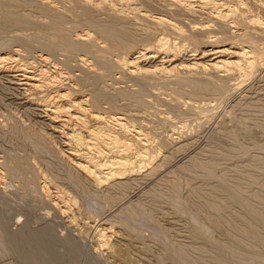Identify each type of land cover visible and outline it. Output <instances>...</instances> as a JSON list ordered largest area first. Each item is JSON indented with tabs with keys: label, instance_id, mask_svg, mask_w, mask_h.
Here are the masks:
<instances>
[{
	"label": "rangeland",
	"instance_id": "obj_1",
	"mask_svg": "<svg viewBox=\"0 0 264 264\" xmlns=\"http://www.w3.org/2000/svg\"><path fill=\"white\" fill-rule=\"evenodd\" d=\"M60 1H66L64 3L70 5L67 0ZM60 1L33 0L32 2V0H0V52L20 51L17 52L22 54L19 59H21V61L33 62L32 64L34 65L32 66L35 67L34 70L42 68L51 72L52 67L56 65L62 70L61 72L65 74L68 73L67 75L70 74V76H68L70 78L64 80L63 83L65 84H67V82L72 83L79 78L80 80L83 78L86 79L87 77L95 79L97 83L88 86L89 88L85 87L84 90L88 88L87 93H89L91 92L90 90L94 89V92L102 94L103 96L107 95L111 100L113 99V103H115L118 108L121 106L119 109L122 110H117L118 112L125 114L130 113L133 118L136 116L135 118L137 120L134 118L136 120L133 122L134 125H141L143 130L145 128V131L148 133L151 131L154 133L151 132L154 139H156L154 145L158 143L156 144L157 147L156 145L155 147L158 148L157 154H159L153 160V164L151 163V165L141 170L142 173L138 172L135 173L136 175L133 174V176L130 175L123 178L125 182L121 181V185L115 183V181L112 182L113 185L111 182H107L106 184H110L109 186L104 184L105 186L103 187H101L102 185H98L99 187H97V185L90 182V179L76 172V170L69 165L68 159L64 156H60L57 152L58 150L60 151L63 146L62 139L64 141V137L60 133L59 127H57L59 123H52L51 119L49 120L50 116L46 110H44L46 102H41V105L40 103L36 104L32 100L30 101L32 96L31 93L35 91L33 89L25 90V87L27 88L28 86L20 84V82H22L18 80L22 78L20 75L21 73H19L20 71H0V161L3 162L4 160L9 162L11 160L16 169V174L13 177H10V174L6 176V172L0 169L2 173L4 172L3 179L0 178V264H177L176 259L173 257L174 252L183 253L193 264H223V259L226 262H230L228 264H264V55L261 58L262 61L256 60L257 62L255 61L253 65L251 64L252 67L249 65L246 67V70L245 68L242 70V73L244 71L243 75H245L243 77H246L245 79L236 77L238 76L236 75V71L235 74L234 71L224 72L223 70H217V72H215L212 70L213 72L210 71V74L213 73L212 77L213 75L215 76L212 78L210 74H205L207 71L205 73L202 71L204 73L203 75L202 72L198 70V72L184 70L182 65H189L192 61L196 62L195 59L199 57V52L196 56H192L191 52L186 51L182 53V57L180 56V58L175 61L176 63L174 62L175 64L178 62L180 63L182 58V65L180 64L176 68L180 67L179 70H181V68L183 69L181 72L178 70L179 73L177 69L175 71L176 74L178 73V76L173 77L175 76L173 75L172 77H168V79H159V76L158 78H156V76L147 77L144 78L146 82L143 80L140 82V80L131 79L132 77H128L129 75L120 74L114 62L116 60H113V58H117V55H121L122 50L124 52V49L127 47L129 48V46L134 47L137 51L141 50L142 43L153 41L155 38L151 37V39H149L150 36L147 34L150 32L148 31H152L150 33L151 36H155L156 33H154V31L156 32L157 29H160V26H154L150 23L151 21L149 19L159 17V15H164L165 18L169 17L170 20H173H171L173 23L178 22V25H175L181 29L184 27L183 30H185V33H191L194 36L196 35L197 38L207 40L208 37H212L213 35L219 37L224 36V34L234 36L235 33L239 34V32L241 33L247 30L244 25L232 27L230 25L231 23L227 22V20L221 22L222 20L220 17H217L219 15L214 9L225 12L229 8L235 7L241 10L245 7L244 14H246V10L248 11V16L246 15V17L257 16L256 18L259 24L257 23L258 25L256 24L257 26L255 27L257 30L261 29L262 31L264 29V7L262 8L260 5L264 0H216L220 5L217 4L218 7L213 9L208 8V6L202 9L197 6L198 2H191L195 10H200V13L196 11L197 14H195L196 12L190 11L187 14V11L185 12V10H187L185 6L180 5L184 8L179 5L177 6V3L174 4L172 0H165L166 2L164 0H105L106 2L104 4L100 3L101 0H93L92 2H85L83 0L85 2V6L83 7L80 6L84 5V2L81 3V0H77V5L76 1L72 0V5L70 6L63 5V2L61 3ZM114 1H116V3ZM168 1H170V3H168ZM87 3H89L88 6L86 5ZM98 3H100V5H98ZM221 3H223V5H221ZM110 4H112V7ZM103 5L108 6V8ZM113 5L115 6L113 7ZM71 6H74V8L77 6V9L73 10ZM116 6L120 8L118 9ZM85 7H88V10H86L87 8ZM60 8L62 10H59ZM112 8H115L114 10L118 9V11H116V13L112 12L114 11ZM169 8L170 10H168ZM80 9H83V11L81 12ZM107 9L108 11H106ZM94 11L96 14H94ZM119 11L122 17L118 16L120 14L116 15ZM213 11L215 13H213ZM122 12L125 13L122 14ZM139 12L143 15L138 14ZM114 13L115 15H110ZM91 14L94 16L92 15V17H90ZM136 15L140 18L138 19L135 17ZM211 16L219 18L218 20L220 21L214 18L212 19ZM106 17L107 19H105ZM253 17H250V19ZM145 18L146 20H144ZM112 19L114 20L112 21ZM105 20L107 23L104 22ZM146 21H148V23ZM91 24L93 28H91ZM123 24L126 26H123ZM102 25H104V27H102ZM111 26L113 28L111 29L114 31L110 29ZM98 27L99 29H96ZM154 27H156V29ZM255 27H252L254 31H256ZM89 28L91 33H98V35H96L100 40L97 39V47L93 48L95 50L97 49L96 51L100 49L101 51L103 50L102 52L98 51L97 54L101 55V57L97 59L98 62H100L99 64L97 60H95L97 57H86L82 54L85 53L83 52V49L86 48L84 46L89 42L83 43L78 37H74L77 33H81L84 30L86 31V29L88 30ZM106 28L110 29V32L114 36L107 37L108 40L106 39L105 41L103 35H105L104 32H106ZM53 29H55V32L58 31L61 35L65 34V37H60L61 39L58 38L59 40L57 43L53 37L55 34ZM259 30L256 32L257 34L251 32V34L254 33L258 36V41L260 38L259 35L261 34ZM114 32L118 35L115 36ZM119 32L121 33L119 34ZM157 32L161 33L159 31ZM262 32H264V30ZM102 33L104 34L102 35ZM17 35L19 38H25L18 39ZM49 35H52V38L51 36L48 37ZM118 36L120 37L117 38ZM74 38L77 41H75ZM261 38L260 43L264 44L262 41L264 35H262ZM25 39L27 41H25ZM29 39L31 40L29 44L32 42L35 43H32V45L34 44L35 46L33 45V48L30 49L27 47ZM145 39L147 42H145ZM209 39L211 38H208V40ZM78 40L81 43L78 42ZM63 41L65 42L62 43ZM37 42L42 43V45L44 44V47L48 44H54L53 50L56 51H54L55 53L52 51V54H55L52 55L54 58L51 56L50 60L47 62L43 60L40 55H43L46 49H42L41 47L43 46L41 45L40 47V44ZM103 43L110 45L104 46ZM115 43L118 46L115 45ZM98 44L102 45V47ZM88 46L90 45L88 44ZM34 47H37L38 51ZM81 57H83L82 62L85 64H82L80 60L82 59ZM157 57L158 59L155 58L157 61L153 60V63H157L163 55ZM167 58L164 57L161 59L165 60ZM60 59L62 61H60ZM54 60L56 63L58 62V64H54ZM77 63L79 64L77 65ZM174 63L170 65L173 66ZM95 64L98 65L93 66ZM10 65L15 64L11 63ZM166 65L167 63L164 66ZM88 67L91 68L86 70ZM95 67H97V70L94 69ZM98 68L100 73L98 72ZM168 68H170V66ZM94 71L98 74L96 73L97 75H93ZM175 72L172 73L175 74ZM101 73H104L106 77ZM229 73H231V75ZM75 75L78 78H76ZM179 75H181V77ZM177 77H180L179 80L182 81H179ZM155 79H159V81H155ZM170 80L173 83H171ZM16 82H18V84ZM158 82H160V84H158ZM161 85L167 86L164 87ZM230 88L231 90L234 89V91L230 90L231 93L228 92ZM87 90L83 93L87 94ZM50 91L51 90H48L47 92L49 93ZM44 93L40 91L38 95H43ZM109 94H113V96ZM105 99L106 98L102 99L104 101H102V103L105 105L102 104V107H106V100L108 99ZM123 104L125 107H123ZM107 107L109 106L107 105ZM205 107L206 109L204 110ZM105 110L107 111V109ZM109 111L115 110L112 109ZM203 114L207 116L204 117ZM49 123L51 124L49 125ZM171 124L174 125L171 126ZM182 124H186L188 127L184 132L185 134L180 132V126H182ZM23 128L30 131H22L24 130ZM32 130L36 131V133L45 134L44 139L40 140L42 143H40L39 140L37 141L38 138H33V134L30 133ZM178 132L181 133H179L180 136L177 134ZM27 133L30 134L27 135ZM49 137L52 138L50 139ZM29 140H32V142ZM35 140L37 143H35ZM205 165L207 168H205ZM153 167L157 169H152ZM75 175H77V177ZM1 180H3V182ZM43 181L52 183L49 185H52L55 189L49 186L50 190H57L61 192L60 194L64 192L69 196L62 194L64 195L63 199L69 198L71 202H60V205L64 204L68 206L66 213L56 208L53 204L56 201L53 200V196L45 195L46 192L44 193L41 187ZM58 188L60 189L58 190ZM50 194L53 195L52 193ZM48 197L49 199L47 200ZM72 200L73 204L69 206L67 203H72ZM73 205H75V207ZM216 206L217 209H215ZM132 209H134V211ZM69 210H72L76 214ZM119 210L123 213L122 215ZM125 212L128 214L126 215ZM70 214L72 217L74 215L76 216H74L75 219L77 218L76 221H74V217L72 218ZM123 217H128L129 219L126 218V221ZM193 217L196 218V220H193L199 222V224L191 220ZM69 218L72 221H70ZM134 219L138 223L134 221ZM129 220L133 222V224ZM126 222L129 227L131 224L135 226L136 230L128 228ZM201 223L202 225H200ZM100 225L106 227L112 225L110 229H112V233L115 232L116 235L111 233L109 242L111 248L113 244L116 247H113L114 251H112L113 248L110 249L108 247H106L107 249L104 247L102 249L98 244L96 230ZM201 226L202 228H200ZM203 227L209 229L208 233L207 229L205 230ZM8 239H11V241L14 240V243L10 241L13 244L9 245L7 243ZM112 241L114 242L113 244ZM103 250H109L110 252H103ZM231 251L232 253H236L237 260L231 258ZM240 255L241 258L239 257ZM245 257H249V260H246Z\"/></svg>",
	"mask_w": 264,
	"mask_h": 264
},
{
	"label": "bare ground",
	"instance_id": "obj_2",
	"mask_svg": "<svg viewBox=\"0 0 264 264\" xmlns=\"http://www.w3.org/2000/svg\"><path fill=\"white\" fill-rule=\"evenodd\" d=\"M60 1V0H59ZM72 0H67L68 3H70V5H72L71 3ZM76 1V5H77V0ZM85 2H92L93 0H84ZM83 0H81V3L84 2ZM112 1V0H111ZM123 1V0H122ZM125 1H128V0H125ZM124 1V2H125ZM130 1V0H129ZM160 1V0H159ZM165 1V0H164ZM167 1V0H166ZM165 1V2H166ZM174 1V4L177 3V6L179 5H183L187 8V10H185V12L187 11V14L188 12H196L198 11V9L195 10L194 8V5L193 3L195 2H198V7L200 8H206L208 6V8L210 9H213V8H217L218 5H220L219 2H217L216 0H172V2ZM238 1V0H237ZM33 2V0H32ZM61 2V1H60ZM63 2V1H62ZM61 2V3H62ZM66 2V1H64ZM62 3L63 5H66L65 3ZM79 2V1H78ZM85 2L83 3L84 5H79L80 6H85ZM97 2V1H96ZM99 2V1H98ZM106 1L105 0H101L100 3L104 4ZM116 3V1H114ZM139 2V1H138ZM193 2V3H191ZM240 2V1H239ZM53 3V2H52ZM57 3V2H56ZM100 3H98V5H100ZM120 3H123V2H120ZM155 3V2H154ZM168 3H170V1H168ZM229 3V2H228ZM243 3V2H242ZM241 3V4H242ZM253 3V2H252ZM257 3V2H256ZM255 3V4H256ZM55 4V3H54ZM61 4V5H62ZM89 3H87L86 5L88 6ZM142 4V3H141ZM144 4V3H143ZM218 4V5H217ZM238 4V3H237ZM258 4V3H257ZM50 5V4H49ZM70 5H66V6H70ZM73 5H74V2H73ZM97 5V4H96ZM97 5V6H98ZM111 7H112V4H110ZM119 5V4H118ZM122 5V4H121ZM130 5V4H129ZM170 5V4H169ZM172 5V4H171ZM221 5H223V3H221ZM225 5V4H224ZM229 5V4H228ZM239 5V4H238ZM262 5V6H261ZM260 7H264V1L261 3ZM75 6V5H74ZM74 6H71L73 8V10L77 9V6L74 8ZM93 6V5H92ZM103 6H106V5H103ZM115 5H113L114 7ZM133 6V5H132ZM183 6H180V7H183ZM232 6V5H231ZM252 6V5H251ZM70 7V8H71ZM80 7V8H82ZM102 7V5H101ZM117 7V6H116ZM124 7V6H123ZM129 7V6H128ZM140 7V6H139ZM143 7V6H142ZM169 7V6H168ZM237 7V6H236ZM239 7V6H238ZM242 7V6H241ZM64 8V7H63ZM67 8V7H66ZM69 8V9H70ZM87 8L86 10H88V7H85ZM91 8H94V7H91ZM90 8V9H91ZM106 8H108V6H106ZM118 8V7H117ZM120 8V7H119ZM118 8V9H119ZM132 8V7H131ZM134 8V7H133ZM149 8V6H148ZM167 8V6H166ZM184 8V7H183ZM222 8V6H221ZM228 8V7H227ZM226 8V9H227ZM245 8V7H244ZM244 8L243 9H238V8H229V9H225L226 11L224 12H221V11H217L218 9H214L216 10V13H218L219 16L217 17H220V19L222 20L221 22L226 21L231 23L230 25L232 27H236V26H239V25H244V27L247 28V30H244V32H239L238 33H235L234 36H230V35H227V34H224V36H217V35H213L212 37H208V38H211L208 40L207 36V40L205 39H200V38H197V36L189 33H185V30L184 27L183 29L177 27V23H173L171 22V20L168 18H165V16L163 17L162 15L159 17H153L152 19H149L150 23L153 24L154 26L155 25H159L160 26V29H157V31L161 32V33H158L157 31L154 33L155 36H151V32L152 31H148L146 33H148L147 35L150 36L149 39H151V37H154L155 39L153 41H148L147 40L145 42L147 43H142V47H141V50H135L134 47H130L129 48L125 47L126 49H124V52L123 50L121 51V55H117V58H113V60H116L114 61L115 64H116V67L117 69L119 70V73L120 74H126V75H129L128 77H132L131 79H135L137 81L140 80V82L143 80L145 81L144 78H147V77H154L156 76V78H158L159 76V79L160 78H167L168 77H176L178 76L177 74L179 72H181V70L184 68V70H188V71H203L204 73L207 71V73H205L206 75H209L210 74V71H215L217 72V70H223L224 72H233L238 75L236 77L238 78H244L243 76V73H242V70L245 68V70L247 69L246 67H248L249 65L251 66V64L253 65L254 62L257 60V61H262V56L264 55L263 52H264V44L263 43H260L261 39V36L264 35V32L261 31V29L259 31V33H261L259 36V41H258V36L255 35L257 34L256 32H258L257 28L255 26H257L259 23H258V20H257V16L253 17V16H250V17H253L250 19L246 17V15L248 16V11L246 10V14H244ZM261 8V9H262ZM52 9V8H51ZM65 9V8H64ZM68 9V8H67ZM84 9V8H83ZM83 9L80 11L82 12ZM110 9V8H109ZM113 10L115 8H112ZM117 10H114L112 12H115L118 11ZM125 9V8H124ZM130 9V7H129ZM141 9V8H140ZM147 9V8H146ZM153 9V8H152ZM176 9V8H175ZM182 9V8H181ZM220 9V8H219ZM247 9V8H246ZM257 9V8H256ZM59 10H62L61 8ZM72 10V11H73ZM95 10V9H94ZM101 10V9H100ZM99 10V11H100ZM170 10V8L168 9ZM180 10V9H179ZM243 10V11H242ZM66 11V9H65ZM79 11V10H78ZM93 11V10H92ZM103 11V9H102ZM108 11V9L106 10ZM128 11V10H127ZM126 11V12H127ZM130 11V10H129ZM132 11V10H131ZM141 11V10H140ZM150 11V10H149ZM200 11V10H199ZM198 11V13H200ZM256 11V10H255ZM68 12V10H67ZM70 12H71V9H70ZM74 12V11H73ZM85 12V10H84ZM135 12V11H134ZM137 12V11H136ZM143 12V11H142ZM148 12V11H147ZM168 12V11H167ZM177 12V11H176ZM62 13V12H61ZM66 13V12H64ZM88 13V11H87ZM90 13V12H89ZM93 13V12H92ZM103 13V12H101ZM109 13V12H108ZM111 13V11H110ZM114 14H110V15H115ZM125 13V12H122V14ZM169 13V12H168ZM204 13V12H202ZM210 13H211V10H210ZM213 13H215L213 11ZM250 13V11H249ZM262 13V12H261ZM73 14V13H72ZM76 14V13H75ZM94 14H96V12L94 11ZM107 14V13H105ZM120 14V11L116 14L118 15ZM130 14V13H129ZM138 14H141L140 12ZM165 14V13H164ZM167 14V13H166ZM184 14V12H183ZM197 14V12L195 13ZM205 14V13H204ZM208 14V13H206ZM45 15V14H44ZM43 15V16H44ZM84 15V14H83ZM87 15V14H86ZM93 14H91L90 17H92ZM128 15V14H127ZM126 15V16H127ZM143 15V14H141ZM148 15V14H147ZM169 15V14H168ZM201 15V14H200ZM216 15V14H215ZM250 15V14H249ZM254 15V14H253ZM48 16V15H46ZM85 16V15H84ZM94 16V15H93ZM101 16V15H100ZM120 17H122V15H118ZM116 16V17H118ZM125 16V17H126ZM167 16V15H166ZM182 16V15H181ZM210 16V15H208ZM260 16V15H259ZM56 17V16H55ZM58 17V16H57ZM130 17V16H129ZM128 17V18H129ZM132 17V16H131ZM134 17V16H133ZM137 17V15L135 16ZM134 17V18H135ZM144 17H145V14H144ZM143 17V18H144ZM172 17V16H171ZM196 17V16H195ZM204 17V16H202ZM201 17V18H202ZM45 18V17H44ZM67 18V17H66ZM95 18V17H94ZM97 18V17H96ZM104 18V17H103ZM110 18V17H108ZM138 19L140 17H137ZM147 18V17H146ZM146 18L144 20H146ZM198 18V17H197ZM211 18L213 19L214 16H211ZM47 19V18H46ZM50 19V18H49ZM54 19V18H53ZM89 19V18H88ZM93 19V18H92ZM102 19V18H100ZM107 19V17L105 18ZM117 19V18H116ZM124 19V18H123ZM174 19V18H173ZM182 19V18H181ZM216 19L217 21H220L218 20L219 18H214ZM259 19V18H258ZM62 20V19H61ZM85 20V18H84ZM83 20V21H84ZM96 20V19H94ZM114 19H112L113 21ZM125 20V19H124ZM148 20V19H147ZM175 20V19H174ZM191 20V19H190ZM230 20V21H229ZM38 21V20H37ZM48 21V20H47ZM56 21V20H55ZM54 21V22H55ZM90 21V20H88ZM87 21V22H88ZM92 21V20H91ZM109 21V20H108ZM111 21V20H110ZM131 21V20H130ZM133 21V20H132ZM143 21V20H141ZM173 21V20H172ZM192 21V20H191ZM190 21V22H191ZM207 21V20H206ZM260 21V20H259ZM102 22V21H100ZM106 22V20L104 21ZM148 23V21H146ZM183 22V21H182ZM193 22V21H192ZM209 22V21H208ZM48 23V22H47ZM89 23V22H88ZM95 23V22H94ZM97 23V22H96ZM107 23V22H106ZM110 23V22H109ZM112 23V22H111ZM116 23V22H115ZM113 23V24H115ZM136 23V22H135ZM198 23V22H197ZM213 23V22H212ZM258 23V24H257ZM39 24V23H38ZM54 24V23H53ZM99 24V23H98ZM177 24V25H175ZM185 24V23H184ZM225 24V23H224ZM257 24V25H256ZM261 24V22H260ZM25 25V24H24ZM76 25V24H75ZM78 25V24H77ZM89 25V24H88ZM96 25V24H95ZM142 25V24H141ZM144 25V24H143ZM148 25V24H147ZM227 25V24H226ZM250 25V26H249ZM57 26V25H55ZM90 26H92L91 28H93V25L91 24ZM114 26V25H113ZM117 26V25H116ZM123 26H126L123 24ZM131 26V25H130ZM145 26V25H144ZM68 27V26H67ZM102 27H104V25H102ZM101 27V28H102ZM139 27V26H138ZM141 27V26H140ZM143 27V26H142ZM149 27V26H148ZM181 27V26H180ZM223 27V26H222ZM252 27H255V30L252 28ZM261 27V26H260ZM33 28V27H32ZM112 28V26L110 27V29ZM116 28V27H115ZM156 29V27H154ZM154 28H151V29H154ZM219 28V27H218ZM83 29V27H82ZM96 29H99L96 28ZM104 29V28H102ZM100 29V30H102ZM110 29H107L106 28V32H103L105 33V35H103L104 33H102V35L104 36L105 38V41L106 39L108 40L107 37L109 36H114L111 32H110ZM113 29V28H112ZM111 29V30H112ZM119 29V28H118ZM124 29V28H123ZM143 29V28H142ZM148 29V28H147ZM205 29V28H204ZM31 30V29H30ZM54 33L57 34L53 35L54 39L56 40V43L57 41L59 40L58 38H63V36L65 35H61L58 33V31L55 32V29H53ZM93 30V29H92ZM117 30V29H115ZM128 30V29H127ZM135 30V29H134ZM141 30V29H140ZM145 30V29H144ZM217 30V29H216ZM224 30V29H222ZM66 31V30H65ZM83 31V30H82ZM95 31V30H94ZM92 31V32H94ZM97 31V30H96ZM99 31V30H98ZM114 31V30H112ZM118 31V30H117ZM191 31V30H190ZM210 31V30H209ZM215 31V30H214ZM226 31V30H225ZM31 32V31H30ZM47 32V31H46ZM52 32V31H50ZM122 32V31H121ZM119 32V34L121 33ZM125 32V31H124ZM233 32V31H232ZM251 32H255L251 34ZM16 33V32H15ZM18 33V32H17ZM37 33V32H36ZM96 33V32H95ZM101 33V31H100ZM116 32H114L115 34ZM158 33V34H157ZM205 33V31H204ZM224 33V32H223ZM227 33V32H226ZM234 33V32H233ZM32 34V33H31ZM44 34V33H42ZM53 34V33H52ZM63 34V33H62ZM68 34V33H67ZM73 34V33H72ZM98 35V33H96ZM94 34V33H91L90 31V28L86 31L84 30L83 32L81 33H77L74 37H78V39L80 41H83V43H87L89 42L88 44L90 46L85 45L84 48L82 51L85 52V53H82L84 56H91L92 58L93 57H97L95 58V60H97L98 58L101 57V55H97L98 54V51L99 52H102L101 49L96 51L94 48H96V41L98 39L97 35ZM143 34V33H142ZM153 34V33H152ZM203 34V33H202ZM207 34V33H206ZM228 34H231V33H228ZM19 35V34H18ZM17 35V36H18ZM38 35V34H37ZM69 35V34H68ZM118 34H115V36H117ZM122 35V34H121ZM126 35V34H125ZM140 35V34H139ZM205 35V34H204ZM212 35V34H211ZM221 35V34H220ZM223 35V34H222ZM23 36V35H22ZM29 36V35H28ZM52 38V35H49L48 37ZM148 36V37H149ZM33 37V36H32ZM40 37V35H39ZM44 37V35H43ZM65 37V36H64ZM120 36H118L117 38H119ZM204 37V36H203ZM17 38V37H16ZM25 37H21L19 38L18 36V39H24ZM50 38V39H51ZM60 38V39H61ZM73 38V37H72ZM101 38V37H100ZM115 38V37H114ZM115 38V39H117ZM124 38V37H123ZM205 38V37H204ZM28 39V38H26ZM25 39V41H27ZM31 39V38H30ZM28 40V48H33V45L35 44L34 43L32 45L29 44L31 42V40ZM43 39V38H42ZM40 39V40H42ZM53 39V40H54ZM65 39V38H64ZM77 39V38H76ZM113 39V38H111ZM114 39V40H115ZM122 39V38H121ZM223 39V40H222ZM69 40V39H68ZM73 40V39H72ZM75 40V38H74ZM73 40V41H74ZM78 40V42H80ZM99 40V39H98ZM103 40V39H102ZM113 40V41H114ZM119 40V39H118ZM36 41V40H35ZM46 41V40H45ZM52 41V40H51ZM71 41V40H70ZM77 41V40H75ZM100 41V40H99ZM103 41V42H105ZM112 41V42H113ZM121 41V40H120ZM123 41V40H122ZM264 42V39L262 40ZM55 42V41H54ZM61 42V41H60ZM65 41H63L62 43H64ZM77 42V43H78ZM102 42V41H101ZM138 42V41H137ZM225 42V43H224ZM227 42V43H226ZM27 43V42H26ZM40 44V47L42 45V43L40 42H37ZM49 43V42H47ZM61 43V44H62ZM81 43V42H80ZM131 43V42H130ZM59 44V43H58ZM68 44V43H67ZM71 44V43H70ZM79 44V43H78ZM104 44V43H103ZM109 44V43H108ZM113 44V43H112ZM44 45V44H43ZM42 45V46H43ZM51 44H48L46 45V47H41L42 49H46L44 50L45 52L43 53V55L41 54L40 56L42 57L43 60H45L46 62L50 60V57L52 55H55V54H52V51L54 52L55 50H53V47H54V44L51 45ZM63 45V44H62ZM83 45V44H82ZM99 46L102 47V45L98 44ZM107 45V44H104V46ZM110 45V44H109ZM107 45V46H109ZM115 45H117L115 43ZM114 45V46H115ZM126 45V44H125ZM130 45V44H129ZM132 45V44H131ZM136 45V44H134ZM35 46V45H34ZM68 46V45H67ZM71 46V45H70ZM88 46V47H87ZM98 46V47H99ZM103 46V47H104ZM106 46V47H107ZM118 46V45H117ZM7 47V46H6ZM56 47V46H55ZM78 47H82V46H78ZM94 47V48H93ZM99 47V48H101ZM136 47V46H135ZM36 48L37 50V47H34ZM39 48V49H41ZM74 48V46H73ZM105 48V47H104ZM103 48V49H104ZM112 48V47H111ZM114 48V47H113ZM116 48V46H115ZM57 49V48H56ZM59 49V47H58ZM72 49V48H71ZM78 49V48H77ZM110 49V48H109ZM119 49V48H118ZM117 49V50H118ZM17 50V48H16ZM81 50V49H80ZM105 50V49H104ZM111 50V49H110ZM22 51V50H21ZM30 51V50H29ZM38 51V50H37ZM43 51V50H42ZM61 51V50H60ZM97 53H96V52ZM106 51V50H105ZM112 51V50H111ZM110 51V52H111ZM186 51L188 52H191V55L192 56H196L197 53L199 52V57H197L196 62L190 61L191 64L189 65H182L181 63H183L181 60H180V63L178 62L177 64H175L178 60V58H180V56L182 55V53H185ZM17 52H20V51H17ZM16 51L15 52H0V71H3V72H7L8 70H13V71H20L19 73H21L20 75L22 76V78L18 79L22 82H20V84L24 85V86H28L27 88L25 87V90H30V89H33L35 92L34 93H31V98H30V101L32 100L33 102H35L36 104L40 103L41 102H46V105H45V109L43 107L44 110H46V112L48 113V115L50 116L49 120L51 119V122L52 123H59V125L57 127H59L58 129H60V133L63 135L64 137V141L62 139V148L60 149V151L58 150L57 152L59 153L60 156H64L66 159H68V163L69 165H71L75 170L76 172H78L79 174H81L82 176H84L85 178L87 177V179H90L91 183H93L94 185H97V187H99L100 185H102L101 187L105 186L104 184H106L107 182H115V183H119L121 185V181H124L123 178H125L126 176H130L135 173H138V172H141V170L144 168V167H147L149 165H151V163L153 162V160L156 158V156L159 154H157V145L158 143H156V147L154 145L155 143V140L154 137L152 136L151 132H147L145 131V128L143 130V128L141 127V125L139 126H136L134 125V121H136L137 119L135 118V114H134V119L133 116H131V114H125V113H122V112H118L119 110H122V109H119L121 108V104L118 105L120 106L119 108L115 105V103H113V99L111 100L107 95L106 96H103L102 94H99L97 92H94L93 90H90L91 92L87 93L88 92V86H92L93 84L97 83V81L93 78H90V77H87L86 79H82L80 80L77 79V80H74L72 83L70 82H67V84L63 83L65 79H69L70 77V74L67 75L68 73H64V72H61L62 70H60L56 65L52 67V71H48L46 69H37V70H34L35 67L32 66L34 64H32L33 62H28V61H21V56L22 54H19L17 53ZM56 52V51H55ZM54 52V53H55ZM65 52V51H64ZM77 52V51H76ZM107 53H109L108 51H106ZM123 52V53H122ZM60 53V52H59ZM73 53V52H72ZM57 54V53H56ZM67 54V53H66ZM79 54V53H78ZM102 54V53H100ZM74 55V54H73ZM104 55V53H103ZM163 55V57L161 58H167L165 60L161 59L157 62V63H153V60L158 59L157 56H161ZM34 56V55H33ZM59 56V55H58ZM68 56V55H67ZM76 56V55H75ZM74 56V57H75ZM82 56V55H81ZM112 56V55H111ZM116 56V55H115ZM183 56V55H182ZM181 56V57H182ZM189 56V55H188ZM39 57V56H38ZM71 57V56H70ZM105 57V55H104ZM35 58V57H34ZM52 58H54V56H52ZM56 58V56H55ZM59 58V57H58ZM82 59L81 62L83 61V57H81ZM103 58V57H102ZM196 58V57H195ZM62 59V58H61ZM60 59V61H62ZM71 59V58H70ZM79 59V58H78ZM77 59V60H78ZM9 60V61H8ZM24 60V59H23ZM74 60V59H73ZM94 60V59H93ZM105 60V59H104ZM103 60V61H104ZM110 60V59H109ZM184 60V59H183ZM193 60V58H192ZM76 61V60H75ZM87 61V60H86ZM85 61V62H86ZM157 61V60H155ZM154 61V62H155ZM256 61V62H257ZM45 62V63H46ZM51 62V61H50ZM49 62V64H50ZM55 62V60H54ZM77 62V61H76ZM80 62V61H79ZM80 62V64H81ZM98 62V60H97ZM96 62V63H97ZM147 62V63H146ZM160 62V63H159ZM175 62V63H174ZM188 62V61H187ZM11 63L15 64V65H10ZM21 63V64H19ZM61 63V62H60ZM68 63V62H67ZM72 63V62H71ZM75 63V62H74ZM91 63V62H90ZM100 62H98L99 64ZM104 63V62H103ZM102 63V64H103ZM109 63V62H108ZM153 63V64H151ZM167 63L166 66H164L165 64ZM169 63V65H168ZM174 63L173 66H171L172 64ZM185 63V62H184ZM261 63V62H260ZM54 64H58V62L54 63ZM79 63H77L78 65ZM82 64H85L82 62ZM97 64V65H98ZM114 64V63H113ZM114 64V66H115ZM171 64V65H170ZM182 65L183 68H181V70H179V68H176L177 66L179 65ZM188 64V63H187ZM96 64L93 65V66H97ZM108 65V64H106ZM40 66V65H39ZM42 66V65H41ZM47 66V65H46ZM82 66V65H81ZM111 66V64H110ZM113 66V65H112ZM170 66V68H168ZM78 67V66H77ZM80 67V66H79ZM85 67V66H84ZM87 67V66H86ZM100 67V66H99ZM104 67V66H103ZM252 67V66H251ZM44 68V67H43ZM51 68V67H50ZM62 68V67H61ZM66 68V67H64ZM71 68V67H70ZM81 68V67H80ZM91 68V67H90ZM88 67V69L86 70H89L90 69ZM93 68V67H92ZM97 67H95L94 69H96ZM69 69V67H68ZM67 69V70H68ZM103 69V68H102ZM108 69V68H107ZM176 69H177V72L179 70V72L176 74ZM84 70V69H83ZM97 70V69H96ZM99 70V68H98ZM183 70V71H184ZM69 71V70H68ZM73 71V70H72ZM91 71V70H90ZM105 71V70H104ZM103 71V72H104ZM108 71V70H107ZM187 71V72H188ZM197 71V72H198ZM212 71V72H213ZM236 71V72H235ZM11 72V71H10ZM100 73V70L98 71ZM102 72V71H101ZM106 72V71H105ZM104 72V73H105ZM172 72H175V74H173ZM186 72V71H185ZM202 72V74L204 75V73ZM97 73V72H96ZM94 71L93 75H97ZM102 74L105 76V74ZM110 73V71H109ZM194 73V72H193ZM233 73V74H234ZM99 74V75H101ZM181 74V73H180ZM199 74V73H197ZM213 74V73H212ZM212 74H210L212 77ZM231 75V73H229ZM19 75V76H20ZM79 75V74H78ZM107 75V74H106ZM182 75V74H181ZM181 75H179L181 77ZM189 75V74H188ZM200 75V74H199ZM205 75V76H206ZM216 75V74H215ZM228 75V74H227ZM74 76V74H73ZM82 76V75H81ZM103 76V77H104ZM76 77V75H75ZM100 77V76H99ZM102 77V76H101ZM106 77V76H105ZM104 77V78H105ZM126 77V76H125ZM180 77H177V79L179 80ZM185 77V76H183ZM182 77V78H183ZM193 77V76H192ZM209 77V78H210ZM213 77H215L213 75ZM212 77V78H213ZM220 77V76H219ZM230 77V76H229ZM232 77V76H231ZM78 78V77H76ZM90 78V79H88ZM246 78V77H245ZM244 78V79H245ZM16 79V78H15ZM73 79V78H72ZM103 79V78H101ZM100 79V80H101ZM126 79V78H125ZM153 79V78H152ZM159 79H157L159 81ZM176 79V78H174ZM186 79V78H184ZM197 79V78H196ZM223 79V78H222ZM226 79V78H225ZM232 79V78H231ZM80 80V81H79ZM151 80V79H150ZM155 79V81H157ZM165 80V79H164ZM177 80V81H178ZM194 80V79H193ZM220 80V79H219ZM226 80H229V79H226ZM225 80V81H226ZM17 81V79H16ZM72 81V80H71ZM134 81V80H133ZM168 81V80H167ZM171 81V80H170ZM176 81V82H177ZM179 81H182V80H179ZM197 81V80H196ZM234 81V80H233ZM241 81V79H240ZM112 82V81H111ZM146 82V81H145ZM162 82V81H161ZM169 82V81H168ZM192 82V81H191ZM222 82V80H221ZM220 82V83H221ZM18 84V82H16ZM70 83V84H69ZM103 83V82H102ZM133 83V82H132ZM131 83V84H132ZM139 83V82H138ZM171 83H173L171 81ZM208 83V82H206ZM219 83V81H218ZM234 83V82H233ZM241 83V82H240ZM244 83V82H243ZM114 84V82H113ZM145 84V83H144ZM147 84V83H146ZM156 84V83H155ZM158 84H160V82H158ZM178 84V83H176ZM231 84V82H230ZM16 85V84H15ZM115 85V84H114ZM192 85V84H191ZM194 85V84H193ZM196 85V84H195ZM228 85V84H227ZM235 85H236V82H235ZM102 86V84H101ZM146 86V85H145ZM151 86V85H150ZM158 86V85H157ZM161 86H164V85H161ZM167 85H165L164 87H166ZM190 86V85H189ZM198 86V85H196ZM200 86V85H199ZM217 86V85H216ZM239 86V84H238ZM85 87H88L86 91L87 94L83 93L85 90L84 88ZM119 87V86H118ZM133 87V86H132ZM143 87V86H141ZM163 87V88H164ZM236 87V86H235ZM243 87V86H242ZM121 88V87H120ZM150 88V87H149ZM155 88V87H154ZM170 88V87H169ZM232 88V87H231ZM230 89H228L229 93L230 92ZM234 88V87H233ZM238 88V87H237ZM24 89V88H23ZM22 89V90H23ZM92 89V88H91ZM147 89V88H146ZM187 89V88H186ZM193 89V88H191ZM48 90H51L49 93L47 92ZM98 90V89H97ZM108 90V89H107ZM114 90V89H113ZM122 90V88H121ZM164 90V89H163ZM166 90V89H165ZM40 91H43L46 92L44 93L43 95H38V93ZM78 91V92H76ZM120 91V90H119ZM128 91V90H127ZM189 91V90H187ZM200 91V90H199ZM210 91V90H209ZM214 91V90H212ZM231 91H234L231 90ZM27 92V91H26ZM30 92V91H28ZM108 92V91H107ZM118 92V91H117ZM124 92V91H123ZM132 92V91H131ZM186 92V91H185ZM141 93V92H140ZM165 93V92H164ZM227 93V92H226ZM235 93V92H234ZM27 94V93H26ZM30 94V93H29ZM124 94V93H123ZM134 94V93H133ZM145 94V93H144ZM170 94V93H169ZM182 94V93H181ZM233 94V93H232ZM28 95V94H27ZM110 95V94H109ZM122 95V94H121ZM162 95V94H161ZM175 95V94H174ZM196 95V94H195ZM220 95V94H219ZM29 96V95H28ZM110 96H113L110 95ZM123 96V95H122ZM127 96V95H126ZM148 96V95H147ZM171 96V95H170ZM178 96V95H177ZM193 96V95H192ZM227 96V95H225ZM224 96V97H225ZM230 96V95H229ZM115 97V96H114ZM158 97V96H157ZM168 97V96H167ZM108 99L106 100V107L107 105L109 107H102V99ZM135 98V97H134ZM138 98V97H137ZM141 98V97H140ZM139 98V99H140ZM165 98V97H164ZM176 98V97H175ZM227 98V97H226ZM129 99V97H128ZM147 100V99H146ZM192 100V99H191ZM227 100V99H226ZM149 101V100H148ZM167 101V100H166ZM104 102V101H103ZM116 102V101H115ZM143 102V101H142ZM160 102V101H159ZM181 102V101H180ZM120 103V102H119ZM136 103V102H135ZM166 103V102H165ZM210 103V102H209ZM117 104V103H116ZM164 104V103H163ZM190 104V103H189ZM42 105V104H41ZM40 105V106H41ZM44 105V104H43ZM104 105V104H103ZM124 105V104H123ZM133 105V104H132ZM188 105V104H187ZM207 105V104H206ZM205 105V106H206ZM217 105V104H216ZM105 106V105H104ZM138 106V105H137ZM151 106V105H150ZM153 106V105H152ZM174 106V105H173ZM125 107V105L123 106ZM122 107V108H123ZM130 107V106H129ZM148 107V106H147ZM214 108V107H213ZM107 109V111L105 110ZM115 110V111H109V110ZM133 109V108H132ZM203 109V108H202ZM206 109V107L204 108V110ZM212 109V108H210ZM109 111V112H108ZM124 111V110H123ZM126 111V110H125ZM140 111V110H139ZM216 111V110H215ZM45 112V111H43ZM137 112V111H136ZM145 112V111H144ZM207 112H208V109H207ZM231 112V111H230ZM139 113V112H138ZM202 113V112H201ZM204 113V112H203ZM46 114V113H45ZM205 114V113H204ZM203 114L204 117H206L205 115ZM215 114V113H214ZM231 114V113H230ZM210 115V114H209ZM202 116V117H203ZM210 117V116H209ZM208 117V118H209ZM207 118V119H208ZM229 118V117H228ZM162 119V118H161ZM204 119V118H203ZM14 120V119H13ZM171 120V119H170ZM231 120V119H229ZM237 120V119H236ZM21 121V120H20ZM143 121V120H142ZM140 122V121H139ZM151 122V121H150ZM191 122V121H190ZM195 122V121H194ZM12 123V122H11ZM183 123V122H182ZM232 123V122H231ZM239 123V122H238ZM237 123V124H238ZM51 123H49L50 125ZM10 125V124H9ZM174 125V124H171V126ZM55 126V125H54ZM146 126V125H145ZM143 126V127H145ZM162 126V125H161ZM228 126V125H227ZM236 126V125H235ZM23 127V126H21ZM150 127V126H149ZM157 127V126H156ZM177 127V126H176ZM195 127V126H194ZM234 127V126H233ZM56 128V127H54ZM152 128V127H151ZM155 128V127H154ZM197 128V127H196ZM224 128V127H223ZM24 130L22 131H25L26 129L23 128ZM180 132L181 133H184L188 127L186 124H182V126H180ZM239 129V128H238ZM28 130V129H27ZM26 130V131H27ZM34 130V129H33ZM30 132L33 134V138L37 139V141L39 140H43L44 139V133L40 134V133H36V131H33ZM36 130V129H35ZM55 130V129H54ZM149 130V129H148ZM151 130V129H150ZM172 130V129H171ZM30 130H28L29 132ZM58 131V130H56ZM191 131V130H190ZM13 132V131H12ZM59 132V131H58ZM163 132V130H162ZM178 132L177 134L179 135ZM30 133H27L30 134ZM47 133V132H46ZM153 133V132H152ZM159 133V132H157ZM161 133V132H160ZM180 133V134H181ZM60 134V135H61ZM154 134V133H153ZM168 134V133H167ZM185 134V133H184ZM23 135V134H22ZM26 135V136H27ZM61 135V136H62ZM156 135V134H155ZM31 136V135H30ZM180 136V135H179ZM32 137V136H31ZM42 137V138H41ZM157 137V136H156ZM159 137V136H158ZM170 137V136H169ZM178 137V136H177ZM50 138V137H49ZM52 138V137H51ZM50 138V139H51ZM179 138V137H178ZM176 138V139H178ZM47 139V137H46ZM49 139V140H50ZM165 139V138H164ZM173 139V137H172ZM32 142V140H29ZM36 141V140H35ZM37 141L35 143H37ZM48 141V140H47ZM167 141V140H166ZM40 143H42V141H40ZM43 144H44V141H43ZM182 144V143H181ZM52 145V144H51ZM56 145V144H55ZM165 145V144H163ZM35 146V145H34ZM61 147V146H60ZM161 147V146H160ZM165 148V147H164ZM167 148V147H166ZM160 149V148H159ZM56 150V148H55ZM161 150V149H160ZM159 150V151H160ZM41 152V151H40ZM161 153V152H160ZM33 158V157H32ZM42 158V157H41ZM3 160V159H2ZM65 160V159H64ZM40 162V161H39ZM57 163V162H56ZM202 163V162H200ZM199 163V165H200ZM153 164V163H152ZM56 166V165H55ZM68 166V165H67ZM157 166V165H156ZM194 166V165H193ZM192 166V167H193ZM202 166V164H201ZM211 166V165H210ZM158 167V166H157ZM204 167V165H203ZM156 167H153L152 169H154ZM205 168L206 165H205ZM210 168V167H209ZM0 169L4 170V172H6V176L7 174H10L11 176L10 177H13L15 174H16V169L15 167L13 166V162L10 160L9 162L7 161H0ZM60 169V168H59ZM146 169V168H145ZM152 169H150L151 171H153ZM157 169V168H156ZM214 169V168H212ZM213 171V170H212ZM3 172V173H4ZM214 172V171H213ZM2 171L0 170V178L3 179V174ZM50 173V172H49ZM142 173V172H141ZM152 173V172H151ZM194 173V172H193ZM140 174V173H139ZM136 175V174H135ZM224 175V174H223ZM5 176V177H6ZM68 176V175H67ZM77 177V175H75ZM47 177V176H46ZM161 177V176H160ZM222 177V176H221ZM9 178V177H8ZM44 178V177H42ZM67 178V177H65ZM79 178V177H78ZM56 179V178H55ZM46 180V179H45ZM79 180V179H78ZM81 180V179H80ZM132 180V179H131ZM135 180V179H134ZM3 182V180H1ZM49 181V180H48ZM65 181V180H64ZM162 181V180H161ZM125 182V181H124ZM129 182V181H128ZM7 183V182H6ZM42 183V182H41ZM114 183V185H115ZM8 184V183H7ZM49 184H52V183H49V182H46V181H43V185L41 186L43 188V192L45 193L46 192V196H53V200H56L55 203H53L56 208H59L60 210L59 211H62V212H65L67 211V205L65 206L64 204L63 205H60L62 203H66V201L68 202L69 201V198H66V199H63V196L62 194H65L63 191L62 194H60L61 192L55 190V191H52L50 190V187L52 185H49ZM173 184V183H172ZM3 185V184H2ZM11 185V184H10ZM54 185V184H53ZM99 185V186H98ZM107 186H109L110 184H106ZM113 185V184H112ZM111 185V186H112ZM50 186V187H49ZM70 186V185H69ZM10 187V186H9ZM8 187V188H9ZM12 187V186H11ZM53 187V186H52ZM51 187V188H52ZM96 187V186H95ZM120 187V186H119ZM55 189V187H53ZM3 189V188H2ZM53 189V190H54ZM60 188H58L59 190ZM80 189V188H79ZM83 189V188H82ZM66 190V189H65ZM84 190V189H83ZM93 190V189H92ZM196 190V189H195ZM103 191V190H101ZM118 191V190H117ZM174 191V190H172ZM69 192V191H68ZM97 192V191H95ZM100 192V191H99ZM30 193V192H29ZM50 193H52L53 195H51ZM102 193V192H101ZM191 193V192H190ZM75 194V193H74ZM94 194V193H93ZM92 194V195H93ZM105 194V193H104ZM87 195V194H86ZM99 195V194H98ZM103 195V194H102ZM107 195V194H106ZM193 195V194H192ZM65 196H68L65 194ZM91 196V195H90ZM95 196V195H94ZM50 197V198H51ZM69 197V196H68ZM87 197V196H86ZM101 197V196H100ZM122 197V196H121ZM180 197V196H179ZM65 198V197H64ZM118 198V197H117ZM176 198V197H175ZM49 199V197L47 198V200ZM73 199V198H72ZM78 199V198H77ZM86 199V198H85ZM177 199V198H176ZM65 200V201H64ZM71 200V198H70ZM88 200V199H87ZM90 200V199H89ZM92 200V199H91ZM107 200V199H106ZM109 200V199H108ZM51 201V199H50ZM71 202V201H69ZM113 202V201H112ZM106 203V202H105ZM211 203H213L211 201ZM69 204V206H72L70 204H73V200H72V203H67ZM93 204V203H92ZM214 204V203H213ZM218 204V203H217ZM264 204V203H263ZM52 205V204H51ZM76 205V204H75ZM75 205H73L75 207ZM109 205V204H108ZM129 205V204H128ZM210 205V204H209ZM219 205V204H218ZM54 206V207H55ZM101 206V205H100ZM126 206V204H125ZM215 206V204H214ZM63 207V208H62ZM86 207V206H85ZM220 207V206H219ZM72 208V207H71ZM121 208V207H120ZM132 208V207H130ZM70 209V208H69ZM74 209V208H73ZM72 209V210H73ZM217 209V206L216 208ZM256 209V208H255ZM58 210V209H57ZM72 210H69V211H72ZM129 210V209H128ZM134 211V209H132ZM198 210V209H197ZM201 210V209H200ZM89 211V210H88ZM93 211V210H92ZM120 213H121V210H119ZM130 211V210H129ZM73 212V211H72ZM219 212V211H218ZM68 213V212H67ZM74 213V212H73ZM130 213V212H129ZM134 213V212H133ZM62 214V213H61ZM69 214V213H68ZM72 214V213H71ZM70 214V216H71ZM76 214V213H74ZM123 213H121L122 215ZM126 214V212H125ZM128 214V213H127ZM126 214V215H127ZM139 214V213H137ZM191 214V213H190ZM212 214V213H211ZM119 215V216H121ZM192 215V214H191ZM190 215V216H191ZM75 216V215H74ZM73 216V217H74ZM194 216V215H192ZM191 216V217H192ZM72 217V216H71ZM72 217V218H73ZM76 217V216H75ZM74 217V219H75ZM122 217V216H121ZM90 218V216H89ZM124 218V217H123ZM122 218V219H123ZM126 218L128 217H125L124 220H126ZM136 218V217H134ZM217 218V217H216ZM77 219V218H76ZM76 219L74 221H76ZM129 219V218H128ZM145 219V217H144ZM196 218H191V220H193ZM70 221H72L70 218H69ZM146 220V219H145ZM193 220V221H195ZM218 220V219H217ZM227 220V219H226ZM73 221V222H74ZM127 221V220H126ZM130 221V220H129ZM134 221H136L134 219ZM140 221V220H139ZM86 222V221H85ZM94 222V221H93ZM115 222V221H114ZM131 222V221H130ZM137 222V221H136ZM141 222V221H140ZM143 222V221H142ZM197 222V221H195ZM70 223V222H68ZM88 223V222H87ZM103 223V222H102ZM118 223V222H117ZM127 223V222H126ZM133 224V222H131ZM138 223V222H137ZM150 223V222H149ZM228 223V222H227ZM73 224V223H72ZM76 224V223H75ZM120 224V223H119ZM123 224H124V221H123ZM132 224L130 225V227L128 226V223L126 224L128 226V228L130 229H133V230H136L135 226H132ZM144 224V223H143ZM197 224H199V222H197ZM103 225V224H102ZM113 225V224H112ZM111 225V226H112ZM202 225V223L200 224ZM198 225V226H200ZM110 226V227H111ZM115 226V225H114ZM113 226V228H114ZM133 228H132V227ZM110 227H106V226H98L97 227V235H98V244L101 246V248L103 249L108 247L110 249H112L113 247L116 248L114 246V242L112 241V244H113V247L111 248L110 246V242H109V238L111 236V233L113 231H111L112 229H110ZM137 227V226H136ZM151 228V227H150ZM202 228V226L200 227ZM204 228V227H203ZM205 229V228H204ZM207 229V228H206ZM205 229V230H206ZM244 229V227H243ZM137 230H138V227H137ZM153 230V229H152ZM245 230V229H244ZM111 231V232H110ZM209 229H207V233H208ZM133 232V231H132ZM141 232V231H140ZM258 232V231H257ZM210 233V232H209ZM247 233V232H246ZM251 233V232H250ZM113 235L115 234L112 233ZM116 235V234H115ZM210 235V234H209ZM234 235V234H233ZM259 235V233H258ZM1 238V237H0ZM82 238V237H81ZM113 238V237H112ZM119 238V237H118ZM193 238V237H192ZM241 238V237H240ZM165 239V238H164ZM236 239V238H235ZM243 239V238H242ZM13 240V239H12ZM11 239H8L7 240V243L10 245V244H13L14 243V240L11 241L13 243L10 242ZM122 242V241H121ZM239 242V241H238ZM2 243V242H1ZM127 244V243H126ZM3 245V244H2ZM116 245V244H115ZM98 246V245H97ZM99 246V247H100ZM181 247V246H180ZM257 247V246H256ZM98 248V247H97ZM114 248L112 251H114ZM107 249V248H106ZM233 249V248H232ZM235 249V248H234ZM179 250V248H178ZM106 252L109 251V250H105ZM103 250V252H105ZM111 251V252H112ZM185 251V250H184ZM110 252V251H109ZM108 253V252H107ZM114 253V252H113ZM111 254V253H110ZM118 254V253H117ZM121 254V252H120ZM236 253H230L231 255V258L233 260H237V256L235 255ZM238 254V253H237ZM245 254V252H244ZM99 255V254H98ZM106 255H109V254H106ZM112 255V254H111ZM188 255V254H187ZM190 255V254H189ZM256 255V254H255ZM110 257V256H109ZM173 257L176 259L177 261V264H193L183 253L181 252H174L173 253ZM241 258V255L239 256ZM257 257V256H256ZM260 257V256H259ZM221 258V257H220ZM113 259V258H112ZM164 259V258H163ZM246 260H249V257H245ZM261 259V258H260ZM114 260V259H113ZM222 260V258H221ZM170 261V260H169ZM250 261H253V260H250ZM223 264H228L230 262H226L224 259L222 261Z\"/></svg>",
	"mask_w": 264,
	"mask_h": 264
}]
</instances>
